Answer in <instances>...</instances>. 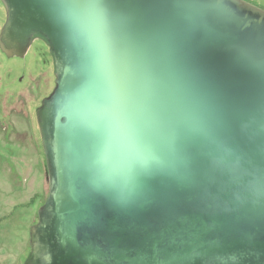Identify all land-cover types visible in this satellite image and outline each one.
Masks as SVG:
<instances>
[{"label":"water","instance_id":"water-1","mask_svg":"<svg viewBox=\"0 0 264 264\" xmlns=\"http://www.w3.org/2000/svg\"><path fill=\"white\" fill-rule=\"evenodd\" d=\"M0 2V51L40 40L55 76L24 264H264V9Z\"/></svg>","mask_w":264,"mask_h":264},{"label":"rangeland","instance_id":"rangeland-1","mask_svg":"<svg viewBox=\"0 0 264 264\" xmlns=\"http://www.w3.org/2000/svg\"><path fill=\"white\" fill-rule=\"evenodd\" d=\"M4 20L0 2V29ZM54 79L43 42L34 40L19 58L0 51V264H24L30 228L48 194L35 113L53 91Z\"/></svg>","mask_w":264,"mask_h":264},{"label":"flooded vegetation","instance_id":"flooded-vegetation-1","mask_svg":"<svg viewBox=\"0 0 264 264\" xmlns=\"http://www.w3.org/2000/svg\"><path fill=\"white\" fill-rule=\"evenodd\" d=\"M245 1L250 2L251 4H254V5H256V6L260 7V8H262V9H264V6L262 4H260V2L257 1V0H245ZM41 43H42V41H41ZM48 53H49V48H48Z\"/></svg>","mask_w":264,"mask_h":264}]
</instances>
